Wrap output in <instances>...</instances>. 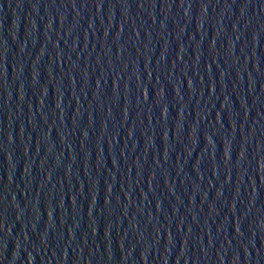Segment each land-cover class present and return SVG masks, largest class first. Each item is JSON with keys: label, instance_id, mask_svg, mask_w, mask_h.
I'll return each mask as SVG.
<instances>
[{"label": "water", "instance_id": "water-1", "mask_svg": "<svg viewBox=\"0 0 264 264\" xmlns=\"http://www.w3.org/2000/svg\"><path fill=\"white\" fill-rule=\"evenodd\" d=\"M0 264H264V0H0Z\"/></svg>", "mask_w": 264, "mask_h": 264}]
</instances>
